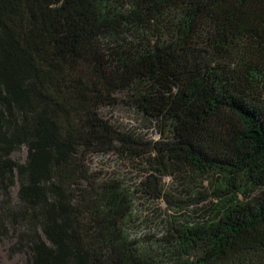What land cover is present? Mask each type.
Returning <instances> with one entry per match:
<instances>
[{"label":"trees","instance_id":"trees-1","mask_svg":"<svg viewBox=\"0 0 264 264\" xmlns=\"http://www.w3.org/2000/svg\"><path fill=\"white\" fill-rule=\"evenodd\" d=\"M138 197L177 209L162 236L131 234ZM0 240L25 264H264V0H0Z\"/></svg>","mask_w":264,"mask_h":264},{"label":"rangeland","instance_id":"rangeland-1","mask_svg":"<svg viewBox=\"0 0 264 264\" xmlns=\"http://www.w3.org/2000/svg\"><path fill=\"white\" fill-rule=\"evenodd\" d=\"M112 112V111H111ZM113 113V114H112ZM111 114L114 119L120 122L122 125L129 128H143L140 117L132 110L121 107L119 109L113 110ZM152 137H156L155 132L150 131ZM14 157L17 160L24 161L27 157V149L23 148L20 152H16ZM94 166L98 169H102L108 173H118L120 175L126 176L129 185H138L143 180V174L136 169V166L121 160L116 156H99L94 159ZM165 190L170 194L173 199H181L185 201H190L191 198L184 197L186 194L183 192L184 187L181 184V180H174L170 177L164 179ZM209 181L202 184L197 183L198 189L202 192L210 193L208 190ZM201 188V189H200ZM18 188L15 187L13 192L17 195ZM192 199L197 200V197ZM202 200V199H201ZM203 204V203H202ZM202 204H200L199 209ZM195 209L190 208L185 212L188 215H196ZM177 209L169 207L168 203L163 200H149L146 198L136 199L135 203V215H134V227H130L131 234L137 235L138 237H148V236H162L166 231V224L169 215L176 214ZM179 214H181L179 212ZM11 242L0 240V264H25V255H13L9 252Z\"/></svg>","mask_w":264,"mask_h":264}]
</instances>
